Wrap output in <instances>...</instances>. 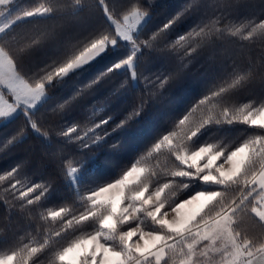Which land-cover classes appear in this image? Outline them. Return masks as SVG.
Instances as JSON below:
<instances>
[{
  "label": "snow or ice",
  "instance_id": "1",
  "mask_svg": "<svg viewBox=\"0 0 264 264\" xmlns=\"http://www.w3.org/2000/svg\"><path fill=\"white\" fill-rule=\"evenodd\" d=\"M162 7L0 0V128L23 117L0 152L26 144L30 130L43 150L37 159L56 165L45 167L46 180L21 174L27 160L0 172V203L27 221L0 241V264H264V0H184L152 28V10ZM183 21L187 29L168 39ZM161 54L175 66L140 71ZM194 62L203 89L129 165L108 175L77 159ZM114 79L116 104L97 107L100 97L89 96ZM141 79L149 99L116 119ZM42 114L60 120L48 126ZM61 178L68 195L49 206Z\"/></svg>",
  "mask_w": 264,
  "mask_h": 264
},
{
  "label": "trees",
  "instance_id": "2",
  "mask_svg": "<svg viewBox=\"0 0 264 264\" xmlns=\"http://www.w3.org/2000/svg\"><path fill=\"white\" fill-rule=\"evenodd\" d=\"M164 5L162 8L152 10V24L155 28L162 24L167 18L168 13L178 9L184 0H159ZM188 27V22L175 26L168 39H175L178 34L183 33ZM40 59H43L42 54H37ZM157 61L162 62V67L172 68L175 65L164 55H157L155 58L146 57L141 62L140 71L145 72L146 68L151 67ZM107 63V60L101 61V66ZM206 76L197 62L187 70L175 75L163 89L161 93L151 99V103L147 104L142 114L136 119L129 122L124 129H119L112 132V127H108L109 135L102 141L101 145L88 150L87 156H78L77 159L85 160L87 165H92L95 161L102 165L108 175L117 173L121 168L130 164L144 148L150 144L155 136L171 126V123L187 110L192 100L195 98L197 88L203 89ZM119 83V79L106 81L102 83L98 90H95L89 99L92 97H100L97 107H102L107 100L110 104H116V99L111 96L110 90ZM141 90L132 94L130 99L119 104L112 115L116 119H121L126 112L141 99L148 100L147 90L143 79L140 81ZM57 100L62 94L59 88H53L50 93ZM79 109H71L69 116L73 112H79ZM100 115H103L101 113ZM41 122L47 121V125L57 124L60 120L59 116L50 114H42L37 117ZM99 119V116L97 117ZM23 124V117L16 124L9 128H0V143L10 136L17 128ZM34 134L29 130L27 143L23 146L10 148L0 152V172L9 170L17 163H22L24 160L29 163L21 169V174L28 173L31 179L38 181L48 179L49 176L44 173L45 167L54 169L55 163L50 161L47 156L42 160L37 157L43 151L38 140L31 138ZM135 138L134 141L130 138ZM115 145V147H114ZM34 165V167H33ZM54 190L57 192V201H53L49 206H55L60 200L68 195L64 190V183L61 179L55 182ZM4 198V194L0 193V201ZM18 203V202H16ZM27 223L26 219L21 216L16 208L12 209V214L9 215L3 203H0V241L11 239L14 234ZM6 247V245H0Z\"/></svg>",
  "mask_w": 264,
  "mask_h": 264
}]
</instances>
